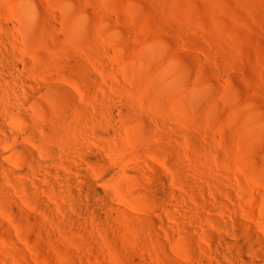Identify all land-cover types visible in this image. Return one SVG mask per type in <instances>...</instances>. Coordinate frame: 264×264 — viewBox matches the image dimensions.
Segmentation results:
<instances>
[{
    "label": "bare ground",
    "instance_id": "obj_1",
    "mask_svg": "<svg viewBox=\"0 0 264 264\" xmlns=\"http://www.w3.org/2000/svg\"><path fill=\"white\" fill-rule=\"evenodd\" d=\"M237 1L260 21L0 0V264H264V110L239 92L264 101V45L233 39L264 37V0Z\"/></svg>",
    "mask_w": 264,
    "mask_h": 264
},
{
    "label": "rangeland",
    "instance_id": "obj_2",
    "mask_svg": "<svg viewBox=\"0 0 264 264\" xmlns=\"http://www.w3.org/2000/svg\"><path fill=\"white\" fill-rule=\"evenodd\" d=\"M198 2L196 3V0H195V3L196 4H198L199 6H203V4H205V2L202 4V2H203V0H197ZM144 1H141L140 2V4H142V6L143 5H145V3H143ZM236 2V3H235ZM237 0L235 1V0H219V4H221L220 5V7L221 6H223V7H230V8H232L236 13H239L238 15H241V17H245L246 19H248L249 21H252V22H259L260 21V19L259 18H257V17H255V16H253V15H250V13H248L249 12V10L248 9H245V7H244V9L241 7V4L239 3V5H236L237 4ZM200 3V4H199ZM189 7V9L190 10H188V11H190L192 14H194L193 12L195 11L191 6H188ZM261 7H263V9H264V6H261ZM222 8V7H221ZM219 9V13L217 12V10ZM223 9V8H222ZM220 10V8H219V6H218V8H214V10H213V15L215 14L214 12H216L217 14H216V18L217 19H219V20H225V21H227V24L226 25H229L230 23H232V20L231 19H229L228 18V16L227 15H225L226 14V12L224 11V9L223 10ZM248 12H247V11ZM210 11V10H209ZM209 11H206L205 13H200L199 15H200V19H195L196 20V23H197V26L198 25H200V23H203L204 25H206V26H209V27H211V26H213V24H214V22H215V20H214V16H212V11H211V13L209 12ZM221 11H223V12H221ZM207 12H209V13H207ZM262 12V11H261ZM135 14V13H134ZM136 15V14H135ZM230 17V16H229ZM222 18V19H221ZM202 21V22H201ZM224 22V21H223ZM220 23H222V22H220ZM229 23V24H228ZM233 23H234V21H233ZM232 23V25H234ZM223 24V23H222ZM224 24H225V22H224ZM236 25V24H235ZM230 28H231V24H230ZM233 28H236V29H238L239 27H238V25H236L235 27L233 26ZM242 28V27H241ZM243 29V28H242ZM232 32H234V30H231ZM166 32V33H165ZM165 32H161V34H163L162 36L167 40V41H169L170 43H172L173 42V37H172V35L171 34H169V32H167V31H165ZM238 31H236V33H237ZM239 32H241L239 35L238 34H233V39L235 40V42L237 43V46H239L238 48V50H239V52H240V54L242 55V57H244V58H249V59H253L254 57H255V55H254V52L257 50V48H256V44H263L264 45V37L263 36H261L260 35V40H259V33L257 32L256 34L254 33V32H252V29L249 31V29H244V30H240L239 29ZM188 35V36H187ZM186 36L188 37V38H193L194 40H201V37H199L198 35H192V34H187ZM252 35H256L255 36V39H254V36H253V39L251 38L252 37ZM257 36H258V39H257ZM262 39V40H261ZM254 40V41H253ZM172 41V42H171ZM202 41V40H201ZM257 41V42H256ZM139 44V43H138ZM173 44V43H172ZM261 44L260 45H258V47L260 46V47H262L261 46ZM264 47V46H263ZM140 48H141V46H140ZM173 50H174V46H173V48H172ZM172 50V51H173ZM176 50V49H175ZM187 50H189V48H187ZM171 51V52H172ZM177 52H178V50H176ZM176 51H174L175 53H176ZM173 53V52H172ZM174 54V53H173ZM245 70H247V69H245ZM239 87H240V90H239V92H242V94L244 93V95H242L241 93V95L243 96H241L240 95V97L243 99V100H246V101H248V100H250V101H252L251 103H252V106L251 107H253V108H255V110L256 109H260V110H264V101L263 100H261L260 98L261 97H259L260 95H255V94H253V93H251V94H248V92H246L245 91V89H244V86L242 85V84H239ZM243 87V88H242ZM241 88L242 89H244V90H241ZM246 92V93H245ZM246 94H248V96L246 95ZM238 95V97H239V93L237 94ZM245 96V97H244ZM247 97V98H246ZM241 98H240V100H241ZM245 98V99H244ZM248 99V100H247ZM248 103H249V101H248ZM250 104V103H249ZM249 107H250V105H249ZM250 107V108H251ZM252 109V108H251ZM189 110V109H188ZM252 110H254V109H252ZM219 114V112H217L216 114H214L215 116H213L215 119H219L220 118V116L218 115ZM225 117V116H224ZM224 117H222L221 116V118H220V120L224 123V124H229L230 123V121H229V119H227V118H224ZM261 119L262 118H264V115H260L259 116ZM223 118V119H222Z\"/></svg>",
    "mask_w": 264,
    "mask_h": 264
}]
</instances>
